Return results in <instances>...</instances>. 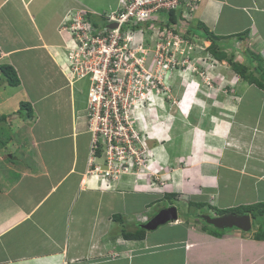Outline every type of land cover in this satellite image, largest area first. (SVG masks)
Wrapping results in <instances>:
<instances>
[{
	"label": "crops",
	"instance_id": "0c3cea01",
	"mask_svg": "<svg viewBox=\"0 0 264 264\" xmlns=\"http://www.w3.org/2000/svg\"><path fill=\"white\" fill-rule=\"evenodd\" d=\"M196 2L190 31L207 45V29L222 54L224 76L237 73L231 64L237 63L247 68L250 78L261 79L264 0ZM118 3L0 0V64L11 65L20 81L0 101L1 106L16 97L17 107L0 110V154L8 155L0 156V264H264L263 232L258 240L237 229L218 237L195 223L174 222L168 225L175 230L172 233L158 227L141 239L123 236V230L133 233L141 228V221L134 217L145 213L141 210L151 205L152 195L178 193L185 178L208 179L213 185L209 186L217 189L218 207L264 202V89L249 79L239 76L233 94L240 99L235 105L230 100L233 106L224 109L210 102L203 111L192 105L169 121L168 106L166 111L157 107L144 113H153L161 122L164 118L154 132L156 137L157 131L168 136L160 140L164 150L159 148V161L172 159L181 165L179 161L187 159L200 164L192 171L187 167L182 177L175 173L164 192L139 190L127 175L117 181L120 187L101 189L87 173L88 84L66 80L58 27L72 8L85 9L93 22L102 24L99 13L116 9ZM6 84L1 82L0 93L7 90ZM22 101L30 105L31 116L18 114ZM190 116L196 122L190 124ZM209 119L218 120L214 131ZM178 120L179 132L170 136ZM207 131L217 134L215 140L229 137L232 145L220 140L206 157L210 147L205 144L213 140ZM136 195L148 198L140 200ZM116 215L124 219H113ZM173 253L177 254L174 262Z\"/></svg>",
	"mask_w": 264,
	"mask_h": 264
},
{
	"label": "built area",
	"instance_id": "2783aa9c",
	"mask_svg": "<svg viewBox=\"0 0 264 264\" xmlns=\"http://www.w3.org/2000/svg\"><path fill=\"white\" fill-rule=\"evenodd\" d=\"M195 7L194 0H119L116 9L101 13L99 25L85 9H69L62 17L58 33L66 76L70 81L89 79L91 157L101 142L107 166L100 174L102 181L145 166L138 156L144 137L135 128L133 112L144 98L155 95V88L165 86L173 70L193 72L188 58L206 47L187 37ZM178 8V22L166 24L161 13ZM211 60L220 66L216 58Z\"/></svg>",
	"mask_w": 264,
	"mask_h": 264
},
{
	"label": "rangeland",
	"instance_id": "374dc122",
	"mask_svg": "<svg viewBox=\"0 0 264 264\" xmlns=\"http://www.w3.org/2000/svg\"><path fill=\"white\" fill-rule=\"evenodd\" d=\"M62 44H63V41L61 38V44L59 45L60 49H62ZM60 57H61V55H60ZM212 57L216 58L210 52L209 48L205 49L204 51H202L200 53H192L191 56L188 58V63H189L190 68L194 67L193 72H188L185 75L179 69L173 70L169 74L168 78L164 80L166 82V83H164L165 86H161V84H160V86H158L154 90L155 95L150 96V97H152L153 99H161L163 96L165 102L163 101L162 103L164 105L168 106L169 112L172 111L171 114L168 112V114H170L172 116L177 115V113H176V111L178 110L177 104L180 100V97H182V98L185 97V100H187V96H189L188 98H190V99L192 98V100L193 99L198 100V102H200L201 105H205V104L207 105L209 102H210V104L213 103L215 101V99L212 100V98L214 96H216V100L219 102L218 109H224L225 107L230 106L231 105V104L229 105L230 100H232L234 102V105L237 104L240 97H237L236 95H234L233 90H234L235 84L238 80L233 81L235 79L234 77L224 76L225 74L221 71V67L223 66V62L221 61V59L216 58L217 60H219L218 62L220 65V66L216 67L217 65H215L211 60ZM196 58H201L200 63L196 62ZM225 65L228 66V64H225ZM183 68L185 69V66H183ZM83 80L86 81L88 86H89V79L85 78ZM161 80H163V78ZM2 81H5V80H4L2 73L0 72V84ZM6 87H7V90L4 89L0 93V101L3 100V98H6L8 93H12L13 90L15 89V88L9 86L8 84H6ZM87 90H88V88H87ZM193 90L197 91L195 97H191L190 94L188 93V92L192 93ZM144 97H145V95H144ZM15 99H16V97L14 99L10 98V100L6 99L5 102H2V105L0 106V110H3L4 107H6L8 109H12V108L16 107V104L14 102ZM144 100H145L144 106L146 108H148V110H153V109L157 108L159 106V103H160V102H156V101L151 102V100L147 101L146 98H144ZM162 103H161L160 107L163 105ZM182 103L183 102L180 103V109H179L180 112L187 108V107L183 108ZM131 106H133V105H131ZM231 106H233V105H231ZM219 112H220V114H222L221 111H219ZM154 116H156V115H154ZM150 117L151 116H146V118H144V121L142 123V127H145V129L142 130L143 131L142 133H144V134L149 133V134L153 135L155 130H158L157 127H161L163 125L164 118H161L162 122L160 120H157V118H155L154 120H151V122H150V119H151ZM189 121H190V124L193 122H196V118L190 116ZM160 122H161V124L159 125ZM218 124L219 123L217 120L211 119V121L209 123V125L213 128L211 131H214L215 127H217ZM180 126H181V122L179 120L177 122H175V125H174L175 130H174V132H171L172 134L170 133V136H173L177 132H179ZM223 126H224V124H223ZM155 128H157V129H155ZM87 129H89V127ZM211 131H208V132L211 134L212 139H213L215 137V135H217V134H215L214 132H211ZM157 133H158L157 137L159 140L162 138H165V137L168 138V136H165V134L162 135L161 133H159V131H157ZM140 138H143V137H140ZM220 140H221V138L216 137V140L215 139L210 140L209 144H205V147H210V149L205 150V152L208 153V155L206 157H209L210 154L213 152L214 147H217L220 144V142H221ZM18 142L21 143L20 140ZM231 143L232 142L229 138L226 143L223 142V145H225V146L230 145L231 146L232 145ZM0 144H1V142H0ZM89 144H90L89 145L90 147H91V145H93V143L90 140H89ZM145 145H148V146L147 147H141L139 149L138 156L142 159L143 164L147 165L148 159H151L152 157L154 158V154L156 153V151H159V147H162V145L160 144V142H154V140L147 141V144H145ZM12 147H14V145ZM148 147H149V149H148ZM243 147H245V146L243 145ZM243 147H237L235 149L239 150V152H242ZM99 148L102 149V150L101 149L99 150L100 151L99 155H103V154L105 155V153L103 151L104 149H103L101 144H100ZM6 151L8 152V150H6ZM244 152L248 153L249 147H246ZM0 156L1 157L2 156L7 157L8 155L0 154ZM14 156H16V155H14ZM186 162L187 163H183L182 165H178L172 159H167L166 161H163V162L161 161V165L165 169V171H163L162 173L160 172V174H154L155 178H157V179L160 178V182H159L160 185H158L157 187H159V189H160L161 185L164 184L161 181L168 182V179L172 178L175 175V173H176L177 177H179V175L181 173V177H182L184 175V170L187 167L190 168V171H192L191 168H194V167L200 165V164L197 165L196 162H193L190 160H187ZM92 164H96V166H97L96 168L100 169L98 173L103 171V167L100 166V164L101 165L104 164L102 162L101 158H92L90 156L88 158V165H92ZM150 164H153V162H150ZM0 167H3L2 164H0ZM175 167L177 168L176 170H175ZM93 168H95L94 165H93ZM124 171H126V170H124ZM139 172L141 174H145L146 171L142 168V169H139L138 173ZM147 175H148V173H147ZM123 176H125V175H123ZM129 177L132 178L131 175ZM152 177H151V179H152ZM131 178H130V180H131ZM207 180L206 179L187 180L185 178L184 182H186V184H183V187L180 188V190H178V198H179V200L182 201V204L180 203L181 206H179V208H178V216L179 217H178V220L175 221L176 224H188L189 225V224L195 223V224L201 226L202 223L197 218L198 214H202V213L206 214L208 209L212 210V211H215L216 209L217 210L218 209H226L225 207L214 206V205H217V204H215V202L219 203L217 189L209 186L210 184L212 185V183L207 182ZM136 181H138V180H136ZM136 181L133 182L131 185H133V184H134V186H135V184L137 185L138 183ZM148 182H150V181L145 180V181H142L141 184H144L146 186L148 184ZM109 185H114V187L115 186L120 187V185H117V182H112ZM189 185L192 187V189ZM125 188H127V187H125ZM138 188H139V190H141V189H143V186L139 185ZM151 188L155 192L158 191V190L153 189L152 183H151ZM131 189H132V186H131ZM161 192H164L163 188L161 189ZM109 193H111V192H109ZM126 195H129V193ZM130 195L135 196V192H131ZM136 196L140 200L148 198L147 195H136ZM167 197H169V196H167ZM163 199H168V198H163V197L159 198L158 196H154V195L151 196L150 211L146 213L149 218L154 216L156 214V212L160 208H162L163 206H168V201L163 200ZM170 202H171V200H170ZM192 203H195L196 205H193ZM210 207H213L214 209H210ZM126 208H128V207L126 206ZM141 211L145 212L144 209H142ZM223 211L224 210H220V212H223ZM227 211H229V210H227ZM187 212H191L190 216L185 215V213H187ZM262 216H263L262 214L261 215L255 214V216L253 215V222H252L253 230H254V228L257 227L261 231H264V216L263 217ZM134 218L137 219L136 216ZM168 225H169V222H166L165 224H163V226L160 225L159 227H162V228L159 231H162L163 229H165L168 231V233L174 232L175 230L173 228H170V226H168ZM203 225H206V223H203ZM207 227H210V226L207 225ZM210 228L212 229V227H210ZM151 232H157V230H154V231L152 230ZM176 255H177L176 253H173L170 256V258L172 259L171 261H173V262L176 261V258H177Z\"/></svg>",
	"mask_w": 264,
	"mask_h": 264
},
{
	"label": "clouds",
	"instance_id": "9594fccd",
	"mask_svg": "<svg viewBox=\"0 0 264 264\" xmlns=\"http://www.w3.org/2000/svg\"><path fill=\"white\" fill-rule=\"evenodd\" d=\"M194 3H195V6H196V0H194ZM195 9H196V7H195ZM195 9L192 11V16H191V18H190V20L188 21V23H187V37L188 38H190L191 40H193V41H195V40H197V42L198 43H200V42H203L204 43V45H206L205 44V42H204V40L203 39H201L199 36H197V35H195L194 34V32H192V31H190V24H191V22H192V19H193V17H194V12H195ZM110 11V10H109ZM104 12H106V11H104ZM171 12H173V15H175V18H176V21L174 22V23H177L178 22V20H179V18H180V12H181V9L180 8H178V9H171L169 12H162L161 13V17L162 18H164V20H165V23L166 24H168V25H170V24H174V23H170V22H168V15L171 13ZM103 13V12H102ZM101 13H99V15H100ZM89 15V14H88ZM89 17L91 18V16L89 15ZM92 20V19H91ZM93 22V21H92ZM96 24V23H95ZM60 35V34H59ZM194 37V38H193ZM206 40L208 41L209 40V42L211 43V40L209 39V38H207L206 37ZM210 43L209 44H207L206 45V47H205V49H207V48H209V45H210ZM219 61V60H218ZM64 69V68H63ZM63 72V74H64V76H65V78H66V80L68 81V83H74V82H77V81H80V80H83V79H85V78H82V79H78V80H75V81H70V80H68V78H67V76H66V73H65V71L63 70L62 71ZM232 77H234L235 79L233 80V81H236V80H238L239 79V74H237V73H233V76ZM166 83V82H165ZM88 89H89V86H88ZM196 90H193V92L192 93H190V96L191 97H195L196 96ZM87 93H88V90H87ZM153 96V95H152ZM189 96H187V100H185V97H183L182 99H180L179 100V102H178V104H177V108H178V110L176 111V112H180L179 111V109H180V103L181 102H183V108H186L185 110L187 111L188 109H189V107H191L192 105H194V107L195 108H200L201 109V111H203V109H205V108H207L208 106H210V104L208 103L207 105L205 104V105H201V103L200 102H198V100H192V98L190 99V98H188ZM213 99H215V101L213 102V103H211V106L212 107H215V108H218V105H219V102L216 100V96H214L213 98H212V100ZM147 101H150L151 100V102H154V101H156V102H160L159 103V106L158 107H160V105H161V103L164 101L165 102V100H164V98H163V96H162V98L161 99H153L152 97H150V98H148V99H146ZM144 102H145V100L143 101V104H138V106H137V108H135V110H134V112H133V116H134V118H135V126H136V128H137V130L139 131V134L142 136V137H144V142H145V144H147V141H149L151 138H154L157 142H160V140L158 139V137H156L155 135H154V133H153V135H151V134H149V133H146V134H144V133H142L143 131L142 130H144L145 129V127H142V123H143V121H144V118H146V116H151L150 118V122H151V120H154L155 118H156V116H154V114L153 115H145L144 113L148 110V108H146L145 106H144ZM185 103V104H184ZM163 104V103H162ZM187 104V105H186ZM87 105H88V102L86 103V118H87V125H86V131H87V133H88V136H89V140L92 142V139H91V133L89 132V129H87L88 128V110H87ZM165 111H166V107H167V105H162L161 106ZM152 111H154V109L152 110ZM171 114V113H170ZM170 114H166V120L167 121H169V119H171L173 116L172 115H170ZM145 116V117H144ZM164 116V115H163ZM217 118L219 119V117L217 116ZM220 120V119H219ZM210 121H211V119H209V123H210ZM218 121V120H217ZM221 121V120H220ZM166 131H168V127L166 128ZM208 132V131H207ZM167 137H165V139H166ZM162 139H164V138H162ZM229 139V137H223V138H221V140L222 141H224L225 143L227 142V140ZM100 144L102 145V143L101 142H99L98 143V147H97V149H101V148H99L100 147ZM90 145V144H89ZM228 145V144H227ZM148 145H145V147H147ZM228 146H230V145H228ZM102 147H103V145H102ZM91 148H92V145H91V147L89 146V157L92 155L91 154ZM159 148H161V149H163L164 150V147H163V145H162V147H159ZM148 149H149V147H148ZM102 150V149H101ZM104 151V150H103ZM95 152H96V149H95ZM94 152V153H95ZM94 155V154H93ZM88 157V158H89ZM94 158H101V160H102V162H103V155H94ZM184 160V159H183ZM187 161V159H185L183 162L182 161H179V163H181V165L183 164V163H187L186 162ZM150 162H153V164H150ZM93 165H94V167L96 168L97 166H96V164H92V165H89V168H88V170H87V173L90 175V177L92 178V179H94L95 181H97L98 182V185H99V188H101V189H107V190H109V189H112V188H114V185H109V184H111L112 182H117L123 175H131L132 176V180H133V182H135L136 180H138V181H136L138 184L136 185L135 184V186L136 187H138L139 185H141V186H143L146 190H148V191H152V188H151V183L153 184V189H155V190H158L159 189V187H157L158 185H160V178H155L154 177V174H160V172L162 173L163 171H165V169L162 167V165H161V161H159L158 160V151H156V153L154 154V158L152 157L151 159H148V164L146 165V164H144L145 166H143V167H137V166H135L133 169H131V171L130 172H125V173H121L120 174V176L118 177V178H111V179H107L106 181H102L101 180V177H100V174L102 173V171L100 172V173H98L99 172V169L98 170H95V168H93ZM100 166L101 167H103V170H105L106 169V164L104 163L103 165H101L100 164ZM144 169L146 172H145V174H141L140 172L138 173V171H139V169ZM177 168L175 167V170H176ZM151 172V173H150ZM131 173V174H130ZM147 173H148V175H147ZM153 176V177H152ZM151 177H152V179H151ZM170 179V178H169ZM169 179H168V181H169ZM150 181V182H148V184L145 186L144 184H141V182L142 181ZM161 182H163L164 184H162L161 185V188L160 189H164V186H165V184H166V182H164V181H161ZM170 194H172L173 196H171V197H167V194H165L166 196L165 197H163V198H168V199H163V200H167L168 201V206H163L162 208H165V207H169V206H171V205H175L176 206V208H177V213H178V208H179V206H181L180 205V203L182 204V201L181 200H179V198H178V193H170ZM170 194H168V195H170ZM170 200H171V202H170ZM260 203H263L264 204V202H256V203H251V204H243V205H239V206H232V207H229V208H226L227 210H229V211H227L226 209H218V211H220V210H224L223 211V213H221V212H218L217 210H215V211H212V210H207V213L206 214H198V216H197V218H198V220L202 223V225L200 226V225H198V226H200L201 227V229H203L204 231H208L209 232V229H211L210 227H212V228H215V229H218V228H216V227H214L213 225H211V224H208L206 221H205V219L203 218V216H205V215H209V216H211V217H216V216H220V215H223V214H226V213H236V214H244V213H247L248 215H249V218H250V224H251V226H250V228H249V230H247V231H244V230H242V229H239V228H237V227H229V228H224V229H218V230H222L223 232H222V235L225 233V232H227V231H229V230H231V229H237V230H240L243 234H245V233H248V232H250V233H252V238H254V236L255 235H258L259 233H261L262 234V232H263V234H264V231H261L259 228H255L256 229V231L255 232H251L252 230H253V228H252V222H253V216H252V214L250 213V212H239V211H235V210H238V209H241V208H243L244 206H250V205H256V204H260ZM215 206V205H214ZM162 208H160V209H162ZM159 209V210H160ZM210 209H214L213 207H210ZM216 209V208H215ZM158 210V211H159ZM150 211V206H148V207H146V210H145V213H143V214H141V215H139L138 217H137V219H138V221H141V223L142 224H145V223H147L151 218H149L148 217V215L146 214L147 212H149ZM157 211V212H158ZM156 212V213H157ZM203 212V211H202ZM212 212V213H211ZM190 213L191 212H187V213H185V215H188V216H190ZM261 215V214H260ZM262 215L264 216V213H262ZM262 216V217H263ZM179 217V216H178ZM178 217H177V220H178ZM184 217V216H183ZM177 220H175V221H177ZM196 220V219H195ZM175 221H169V224H171V223H174ZM203 223H206V225H203ZM207 225H209L210 227H207ZM143 229V228H142ZM207 229V230H206ZM145 230V229H144ZM147 231V230H146ZM149 231V230H148ZM152 231V230H151ZM216 236V235H215ZM218 237H220V236H218ZM254 239H257V238H254ZM258 240V239H257Z\"/></svg>",
	"mask_w": 264,
	"mask_h": 264
},
{
	"label": "trees",
	"instance_id": "16d2710c",
	"mask_svg": "<svg viewBox=\"0 0 264 264\" xmlns=\"http://www.w3.org/2000/svg\"><path fill=\"white\" fill-rule=\"evenodd\" d=\"M168 22L170 23H174L176 21L175 15H173V12H171L168 15ZM95 24V22H93ZM204 32L206 34V36L211 40V43L209 45V50L210 52L218 59H222V54L220 53V50L217 47V44L215 42V40L213 39V37L208 33L207 29L204 28ZM203 36V35H202ZM232 66L234 67V69L237 71V73L239 74L240 77L245 78V79H249L250 81L256 83L260 88L264 89V76H261V79L258 78H250L249 75L246 74L247 72V68L241 64H237V63H231ZM0 71L4 77V80L6 81V83L10 86H16L19 84V78L18 75L16 74V71L14 70V68L11 65H7V64H0ZM18 114L23 115L24 112L28 115L31 116V107L28 103L26 102H20L19 103V108L17 110ZM2 119V117H0V120ZM100 151L99 149L96 148V152L94 153V155H99ZM169 197L173 196L172 194L167 195ZM193 205H196L195 203H192ZM264 204L260 203V204H256V205H250V206H244L241 209L235 210V211H239V212H250L252 214V216L255 214L260 215L262 213H264ZM217 210V209H216ZM218 211V210H217ZM220 212V211H218ZM223 213V212H221ZM116 218L118 220H123L124 218L122 216L116 215L113 217V219ZM207 230V229H206ZM123 236L127 239H132V238H143L144 234L146 233V230L142 229V228H138L135 232L130 233L127 230H123ZM222 230H218L215 228L209 229V233L216 235V236H221L222 235ZM260 236H262L261 233H259L258 235H255L254 238L259 239Z\"/></svg>",
	"mask_w": 264,
	"mask_h": 264
},
{
	"label": "water",
	"instance_id": "95a60500",
	"mask_svg": "<svg viewBox=\"0 0 264 264\" xmlns=\"http://www.w3.org/2000/svg\"><path fill=\"white\" fill-rule=\"evenodd\" d=\"M110 26H114V24H111ZM177 217V208L175 205H171L160 209L147 223L141 224V228L147 231L155 230L166 222L177 220ZM203 218L208 224H211L218 229L237 227L247 231L251 226L250 218L247 213H226L216 217L205 215Z\"/></svg>",
	"mask_w": 264,
	"mask_h": 264
},
{
	"label": "bare ground",
	"instance_id": "6f19581e",
	"mask_svg": "<svg viewBox=\"0 0 264 264\" xmlns=\"http://www.w3.org/2000/svg\"><path fill=\"white\" fill-rule=\"evenodd\" d=\"M188 93L190 94V92H188ZM182 106H183V105H182ZM151 111H152V110H151ZM146 112H147V111H146ZM145 115H153V113H150V114L147 113V114H145Z\"/></svg>",
	"mask_w": 264,
	"mask_h": 264
}]
</instances>
